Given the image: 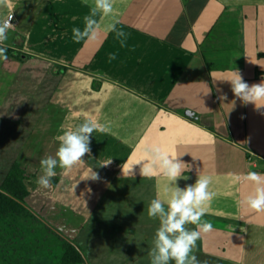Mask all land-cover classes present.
<instances>
[{
  "label": "crops",
  "instance_id": "1",
  "mask_svg": "<svg viewBox=\"0 0 264 264\" xmlns=\"http://www.w3.org/2000/svg\"><path fill=\"white\" fill-rule=\"evenodd\" d=\"M93 2L0 4V21L15 16L5 42L12 55L0 60V79L9 74L0 80V184L20 163L32 176L27 203L48 224L82 249L78 241L86 245L82 234L98 220L112 234L98 238L104 249L96 250L95 263H138L143 246L134 252L126 241L116 248L119 232L132 238L147 229L108 217L137 193L170 198L174 185L148 155L159 148L188 168L176 186L210 178L215 195L203 205V219L213 230L197 241L201 264H264V211L243 203L255 185L236 179L248 173L251 156L264 166V109L242 104L227 81L234 71L249 85L264 81V0H113V13L96 17V39L75 43L72 29L83 28ZM113 20L129 34L127 47L103 30ZM110 53H117L111 62ZM56 66L67 71L56 75ZM86 119L110 131H94L85 162L67 173L57 167L50 185L40 186V160L55 155L57 136ZM9 129L16 134L3 141ZM91 170L99 179H86ZM141 238L144 244L150 235Z\"/></svg>",
  "mask_w": 264,
  "mask_h": 264
},
{
  "label": "clouds",
  "instance_id": "2",
  "mask_svg": "<svg viewBox=\"0 0 264 264\" xmlns=\"http://www.w3.org/2000/svg\"><path fill=\"white\" fill-rule=\"evenodd\" d=\"M4 0H0L3 4ZM87 3V0H85ZM113 0H94L90 7V12L83 18V28L74 27L72 29V39L75 43L81 41H91L96 39L101 25L96 19L98 15L108 17L113 13ZM12 15L0 21V60L8 59V49L5 42L8 40V33L13 29L11 23ZM120 21L113 20L106 24L103 30L107 33H113L114 39L121 48L127 47L128 33L119 28ZM117 58V53H110L109 62ZM231 84V90L236 98L242 104H253L257 110L264 109V81L249 85L243 80L238 71H234V78L227 79ZM94 131L107 133L110 129L100 123L92 120H84L74 128L63 131L56 137L59 146L55 155H46L40 160V167L43 170L37 183L42 187H48L51 179L56 176V169L59 167L65 173L74 169L78 164L84 163L83 157L91 153L90 143ZM153 165H157L163 175L169 178L173 187H171L170 198L166 201L159 197L152 199L147 208V215L150 219H158L159 227L156 229L152 241V247L148 249L150 264H201V261L195 255L197 241L202 233H208L213 230L211 222L204 220L205 202L211 201L215 193L210 192V178L207 176H198L194 184L187 185L184 188L176 186L178 178L187 179L183 176L185 170L181 160L171 157L160 151L159 148L149 150ZM111 160L101 164L106 166ZM144 172V167L141 174ZM86 179L97 180L98 174L91 170V174ZM239 181L251 182L255 185L254 191L248 194L243 203L256 212L264 211V174L250 171L246 174L238 175ZM165 204L167 208H165ZM195 225L190 229L187 225Z\"/></svg>",
  "mask_w": 264,
  "mask_h": 264
},
{
  "label": "trees",
  "instance_id": "3",
  "mask_svg": "<svg viewBox=\"0 0 264 264\" xmlns=\"http://www.w3.org/2000/svg\"><path fill=\"white\" fill-rule=\"evenodd\" d=\"M7 55H12L10 49ZM16 58L23 60V56ZM55 68L56 75L67 71ZM31 177L15 162L0 184V264H87L82 249L28 205Z\"/></svg>",
  "mask_w": 264,
  "mask_h": 264
},
{
  "label": "rangeland",
  "instance_id": "4",
  "mask_svg": "<svg viewBox=\"0 0 264 264\" xmlns=\"http://www.w3.org/2000/svg\"><path fill=\"white\" fill-rule=\"evenodd\" d=\"M9 74H4V78L1 77V81H5V79H8ZM2 91H0L1 94ZM23 132L27 133L25 130H23ZM16 133L11 134L10 129L7 130L6 135L3 136V141L9 140V136L14 135ZM18 137L21 138V131L20 133H18ZM248 163H249V167L248 168V172L253 171L254 170V164H256V168L255 170H263L264 166H262V164L260 163V160L258 159H253L251 156V159H248ZM138 184H133L132 185V190L133 189H137ZM138 193L135 195H133V199L130 201L129 205H124L123 202L119 203L116 206V210L114 217L110 216L108 218H110V221H114L116 219V216H119L117 218L121 219L124 221V224L127 225H132V227H139L140 228H144L147 229V231L145 233L142 232H138L136 234V236L134 237H125V235L120 234L121 238L119 239V243L116 245V248L118 249H125L124 246L126 244V241L131 242V250H133L134 252L139 251L140 248L143 249L142 251L144 252V255L138 260V263H131V264H150L149 262V257H148V249L151 248L152 245V241L154 238V234L156 229L159 227V221L158 219H150L147 215V208L149 205V202L152 200L150 199L148 196L143 197L142 199L137 198ZM101 219H106L107 218V212H104V216L103 213L100 216ZM102 224H100L97 221H92V223H90L89 227H87L85 229V231L82 234V239L84 240V242L86 241V245H84L85 243H80V246L82 247V251L86 257L87 260V264H96L95 263V259H94V255L96 250L99 252L102 249H104V244L98 242L97 240H99V237H104L106 235H111L112 233L110 232H105L104 230H102ZM99 226V228H98ZM98 228V230H97ZM93 234L96 236V239L94 238ZM144 234H149L150 238L148 240L147 243L142 244L141 242V237ZM141 250V249H140ZM109 257H106L105 254L102 253L101 255V260H103L104 262H108L111 260V264H123L122 259L117 258V257H111V259H108ZM108 259V260H106ZM45 262H49V260H45Z\"/></svg>",
  "mask_w": 264,
  "mask_h": 264
},
{
  "label": "built area",
  "instance_id": "5",
  "mask_svg": "<svg viewBox=\"0 0 264 264\" xmlns=\"http://www.w3.org/2000/svg\"><path fill=\"white\" fill-rule=\"evenodd\" d=\"M10 15H12V20H11V23L13 24V22H14V19H15V16H14V14H9L8 16H10ZM7 16V17H8Z\"/></svg>",
  "mask_w": 264,
  "mask_h": 264
},
{
  "label": "water",
  "instance_id": "6",
  "mask_svg": "<svg viewBox=\"0 0 264 264\" xmlns=\"http://www.w3.org/2000/svg\"><path fill=\"white\" fill-rule=\"evenodd\" d=\"M186 114L189 116H192V112H187Z\"/></svg>",
  "mask_w": 264,
  "mask_h": 264
}]
</instances>
